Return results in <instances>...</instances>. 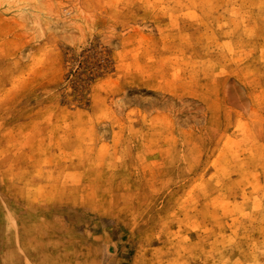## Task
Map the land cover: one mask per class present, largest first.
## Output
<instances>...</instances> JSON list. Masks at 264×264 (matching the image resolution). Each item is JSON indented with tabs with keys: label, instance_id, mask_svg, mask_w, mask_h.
<instances>
[{
	"label": "rangeland",
	"instance_id": "374dc122",
	"mask_svg": "<svg viewBox=\"0 0 264 264\" xmlns=\"http://www.w3.org/2000/svg\"><path fill=\"white\" fill-rule=\"evenodd\" d=\"M0 264H264V0H0Z\"/></svg>",
	"mask_w": 264,
	"mask_h": 264
}]
</instances>
